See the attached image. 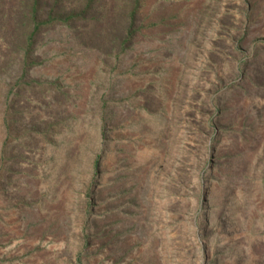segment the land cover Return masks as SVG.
<instances>
[{
  "label": "rangeland",
  "instance_id": "374dc122",
  "mask_svg": "<svg viewBox=\"0 0 264 264\" xmlns=\"http://www.w3.org/2000/svg\"><path fill=\"white\" fill-rule=\"evenodd\" d=\"M0 264H264V0H0Z\"/></svg>",
  "mask_w": 264,
  "mask_h": 264
}]
</instances>
